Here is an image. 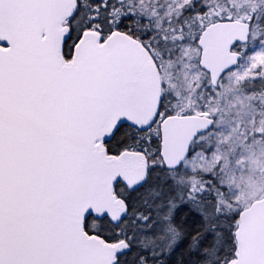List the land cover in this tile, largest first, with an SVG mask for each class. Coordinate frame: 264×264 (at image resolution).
<instances>
[{
  "label": "snow or ice",
  "instance_id": "6c2138e0",
  "mask_svg": "<svg viewBox=\"0 0 264 264\" xmlns=\"http://www.w3.org/2000/svg\"><path fill=\"white\" fill-rule=\"evenodd\" d=\"M0 264H264V0H0Z\"/></svg>",
  "mask_w": 264,
  "mask_h": 264
}]
</instances>
